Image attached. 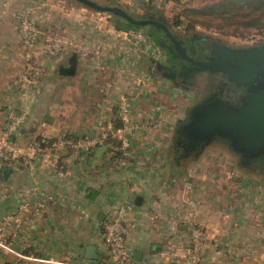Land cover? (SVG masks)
Returning a JSON list of instances; mask_svg holds the SVG:
<instances>
[{"label": "crops", "instance_id": "1", "mask_svg": "<svg viewBox=\"0 0 264 264\" xmlns=\"http://www.w3.org/2000/svg\"><path fill=\"white\" fill-rule=\"evenodd\" d=\"M42 4L43 0H0V135L10 107L28 113L25 127L16 135L23 147L36 139L92 137L116 113L120 101L130 105L140 127L131 134L126 167L113 159L115 147L100 158L97 150L77 155L50 148L23 170L0 162V227L4 226L11 248L64 264H109L105 227L125 207L134 264H184L193 227L208 234L201 264H264V242L248 246V216L236 211L244 203L242 197L222 200L223 196L204 195L202 166L189 159L207 148L188 154L172 146L178 129L168 120L170 108L163 95L169 92L170 100H175L176 85L153 74L158 64L131 38L133 30L119 32L109 20H95L100 29L74 42L71 53L53 57L58 60L55 67L30 68L22 63L27 35L20 34L21 21ZM31 21L32 29L42 23L39 18ZM31 53L35 60L46 58L43 50ZM73 55L78 62L75 76H61L60 66L67 67ZM176 122L178 128L180 122L186 123L179 117ZM241 183L236 180L235 186ZM258 220L264 224V217ZM89 246L97 248V261L85 259Z\"/></svg>", "mask_w": 264, "mask_h": 264}, {"label": "rangeland", "instance_id": "2", "mask_svg": "<svg viewBox=\"0 0 264 264\" xmlns=\"http://www.w3.org/2000/svg\"><path fill=\"white\" fill-rule=\"evenodd\" d=\"M42 1V0H40ZM102 6H112L118 7L119 5L123 7L129 14L137 17L143 18L146 14L152 13L163 19L172 30L178 36L187 37L189 43H193L192 39L199 41V43L214 41L223 43L231 48L243 49L252 47L264 46V32H248L240 31L237 36L228 35V32H233L234 28L227 29L226 33L224 30H217L215 26H218L220 22H215L213 27L207 28L201 26L200 24H194L192 22H187L186 17L182 16V12L186 8L202 9L204 6L212 5L218 3L220 0H92ZM154 1L152 4L151 2ZM83 11L87 16H82L80 12ZM34 18H33V17ZM182 16V17H181ZM36 18L42 20L41 25L35 26L32 29V21ZM112 16L102 13H96L86 9L81 4H78L74 0H43L40 10L35 14H28L27 17L21 21L20 24V34L24 35L26 39L25 48L23 53V64L28 67H37L43 65L56 66V58L60 53H71L74 51V42H79L85 39L88 35H92L95 30H99L97 21L112 20ZM181 18V21L179 19ZM201 17H191L192 20H202L206 19ZM92 19V20H91ZM83 20V21H81ZM23 23H30V30L28 32L36 33L37 38L35 41L29 40L28 37L32 36L29 33L23 32ZM195 26V30L191 29V26ZM34 30V31H33ZM229 30V31H228ZM223 32V33H222ZM26 34V35H25ZM146 34V33H145ZM81 35V38L78 36ZM85 37V38H84ZM37 39H39V44H36ZM191 39V40H190ZM162 44L169 45V42L164 36L161 37ZM186 42V41H185ZM23 43V46H24ZM21 45V44H20ZM202 45V44H201ZM142 46V45H141ZM148 49L152 55L156 64L162 63L165 66L171 68L170 56L168 55V50L160 46H156L151 40L148 41L147 46H143ZM38 48V49H37ZM188 48V46H187ZM43 50L45 53L44 60H35L32 58L33 50ZM189 52L192 50L196 51V47L189 46ZM32 58V59H31ZM20 60H17L16 64L19 65ZM25 67V65H24ZM144 68V67H142ZM160 69H154L153 74L159 75L158 79L164 81L165 78L164 71L161 72ZM163 79V80H162ZM168 81L169 78L167 79ZM167 82V81H165ZM168 86L173 87L172 82L166 83ZM175 86V85H174ZM174 88V87H173ZM218 84L209 81L206 77L201 78V82L196 90H186L176 85L177 95L175 100H170V93L166 92L163 95L164 104L168 105L169 116L173 121V127L175 125V131L178 129L177 117L182 118L184 121H188L189 115L197 105L203 102L205 99L211 95H215L219 92ZM182 96V97H180ZM121 102V101H120ZM118 106L116 111H118ZM6 109V115H7ZM187 111V112H186ZM152 137V136H151ZM150 137V138H151ZM120 144V139L112 140V145ZM157 144V143H156ZM169 145V144H168ZM176 145V135L172 136V146ZM59 147L57 143L56 148ZM61 148V147H60ZM48 150V149H47ZM200 156V157H199ZM199 157V158H198ZM198 157L190 158L192 164H197L202 166L203 176H199L204 179L205 186V196L213 197L215 199L224 198L229 200L233 199L235 196H241L244 200L243 205L239 204L236 207L238 213L244 212V216H248V242H264V224L259 218L264 217V170L262 169L263 160L260 159L258 162L250 163V165H244L240 155L232 151L228 144L222 141L213 142L205 151L204 154L198 155ZM172 156L170 155V163H172ZM241 180V183L236 185V180ZM212 186V187H211ZM225 207V206H223ZM247 207V208H244ZM256 211L259 213L255 215ZM5 233L4 226L0 227ZM253 230H256L252 232ZM207 233V232H206ZM253 234V240L251 236ZM255 234V235H254ZM208 235V234H207ZM252 241V242H251ZM0 251V264L5 263V258H11L4 256ZM7 260V259H6Z\"/></svg>", "mask_w": 264, "mask_h": 264}, {"label": "water", "instance_id": "3", "mask_svg": "<svg viewBox=\"0 0 264 264\" xmlns=\"http://www.w3.org/2000/svg\"><path fill=\"white\" fill-rule=\"evenodd\" d=\"M75 1L96 12L111 14L134 27H154L163 31L169 45L161 41V47L167 49L175 61H182V66L176 71L163 64H158V68L164 70L165 78L182 80L186 90L189 89L186 85L193 86L196 76L201 73L222 74L228 81L227 93L222 86L220 93L211 95L192 109L188 121L180 122L175 146L179 152L191 154L200 153L213 142L222 141L241 156L244 165L262 159L264 170V46L235 49L208 41L211 43L209 56L204 60L196 59V51L190 53L185 42L161 18L137 19L120 7L102 6L92 0ZM77 64V56L73 55L67 67L60 66L61 76H75ZM229 84L245 89V94L237 100L231 96L235 89ZM107 150L108 146L101 147L97 157L100 158ZM84 257L87 261H97V248L87 247Z\"/></svg>", "mask_w": 264, "mask_h": 264}, {"label": "built area", "instance_id": "4", "mask_svg": "<svg viewBox=\"0 0 264 264\" xmlns=\"http://www.w3.org/2000/svg\"><path fill=\"white\" fill-rule=\"evenodd\" d=\"M22 26L24 33L30 30V23H23ZM28 33L32 35L28 37L30 41H35L38 37L36 33ZM130 36L139 44L148 45L149 38L143 30H134ZM27 120L28 113L26 111L8 108L6 123L0 135V162L2 164L23 170L31 166L34 157L42 156L46 152L47 148L38 142L33 141L28 146L23 147L17 141L16 135L25 127ZM116 124L121 126L115 128ZM139 127L140 124L132 116L130 105L126 101H122L118 106V111L99 127L94 136L85 138L64 137L59 139L58 144L62 149H69L77 155H87L98 151L103 146H108L110 149L112 145L108 142L120 139L118 151L121 156L116 160V164L120 167H126L131 158V134ZM126 215L127 209L122 207L106 224L103 239L109 255V264H134L133 255L127 244L129 229L125 223ZM208 240V235L204 229L193 227L190 234L189 257L184 264H201ZM0 251L5 254V257L8 256L20 261L35 264H64L53 259L31 258L14 251L2 230H0Z\"/></svg>", "mask_w": 264, "mask_h": 264}, {"label": "trees", "instance_id": "5", "mask_svg": "<svg viewBox=\"0 0 264 264\" xmlns=\"http://www.w3.org/2000/svg\"><path fill=\"white\" fill-rule=\"evenodd\" d=\"M75 1V0H74ZM155 1V0H154ZM154 1L151 3L153 4ZM77 2V1H75ZM80 4L79 2H77ZM82 5V4H81ZM83 6V5H82ZM85 7V6H84ZM123 9L122 6H118ZM87 8V7H86ZM100 13V12H98ZM107 14V13H102ZM112 16V20H110V23L115 27V29L119 32H127L131 30H143L149 40H151L156 46H160L161 37L165 34L163 31L158 30L154 27H146V28H137L134 27L124 20L114 17L111 14H107ZM133 16V15H132ZM182 16L186 17V21L192 22L194 24H200L201 26L211 28L213 25H215V22H220L218 26H215L217 30H224L223 32L228 35L237 36L240 31H256V32H264V0H220L218 3L204 6L202 9H194V8H186L182 12ZM181 16V17H182ZM135 17V16H134ZM155 18L159 19L160 17L148 13L143 18H137V19H148V18ZM191 17H201L206 19L205 21L202 20H192ZM200 18V19H201ZM181 21V18L179 19ZM167 24V23H166ZM33 27V24H31ZM168 25V24H167ZM169 26V25H168ZM169 28L172 30V27L169 26ZM234 28L233 32H226L227 29ZM192 30H195V26H191ZM173 31V30H172ZM229 31V30H228ZM174 32V31H173ZM222 32V33H223ZM174 34H176L174 32ZM177 35V34H176ZM177 37L180 40H183L184 42H189L187 37L184 36H178ZM170 56V62H174V58L168 53ZM18 110V109H17ZM120 124H116L115 128L120 127ZM34 142L40 143L44 148L50 149L55 147V145L58 143L57 140H50V141H44L42 139H36ZM108 144L112 145V141H109ZM112 147L116 148V151H114L113 159L117 160L120 158L121 154L118 151L120 144L113 145ZM3 264H25L24 261L16 262H5ZM103 264V263H102Z\"/></svg>", "mask_w": 264, "mask_h": 264}, {"label": "flooded vegetation", "instance_id": "6", "mask_svg": "<svg viewBox=\"0 0 264 264\" xmlns=\"http://www.w3.org/2000/svg\"><path fill=\"white\" fill-rule=\"evenodd\" d=\"M192 41H193L192 44L189 43V42H185V46L186 47L188 46V48H189V46H192V45L194 47H196V56L194 58H196V59L199 58L201 60H204L206 57L209 56L210 49H211L210 48L211 43L202 41L203 43H201L202 44L201 45L199 43V41L195 39V37H194V39H192ZM171 66L174 67V70L175 71L176 70H180V66H182V61H174ZM202 77H206L209 81L218 84L219 87H222L223 86V88L225 89L224 90L225 91V94L227 93V90H228V87H226V85H228L227 79L222 74L210 75L207 72L201 73L200 75L196 76V79H195V82H194L193 86L188 83V85H186L189 88L188 90H196L197 87H198V85H199V82H201V78ZM172 81L175 83V85H177V86L185 89V87H184L185 85L182 82V80L176 79V80H172ZM229 87L235 89L234 93H231V96L235 97L237 100H239L240 97L243 94H245V92H246L245 89H243V88H235L231 84H229ZM246 166H248V164Z\"/></svg>", "mask_w": 264, "mask_h": 264}]
</instances>
